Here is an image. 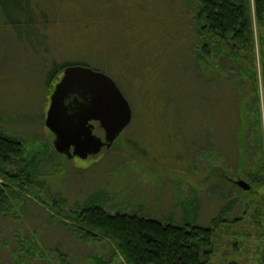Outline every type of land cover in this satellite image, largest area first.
<instances>
[{
	"label": "rangeland",
	"instance_id": "374dc122",
	"mask_svg": "<svg viewBox=\"0 0 264 264\" xmlns=\"http://www.w3.org/2000/svg\"><path fill=\"white\" fill-rule=\"evenodd\" d=\"M15 3L0 0V128L26 140L28 149H42L47 142L48 151L42 153L36 184L16 214L0 212V264H93V254L113 256L111 264H121L109 242L76 238L63 222L74 224L68 213L97 191L106 194L110 213H137L174 224H181L180 202L195 200L196 222L213 229L206 264H259L264 216L255 217L254 206L264 197V185L246 191L229 180L242 178L251 185L238 165L245 159H264V59L258 39L259 34L264 38V22L256 23L253 10L251 64L222 56L214 59L217 71H206L207 83H198L193 56L195 49L200 51V34L186 0H18L26 9L22 16ZM79 6L90 9L85 13L93 19L97 11L103 12L102 35L123 31L132 52L142 58L146 76L145 83L133 78L128 84L118 76L132 119L110 148L89 159L66 158L53 148L54 136L44 125L47 68L40 53H34L41 44L33 48L27 43L32 31L51 46L52 61L72 58L69 53L79 44L78 28L84 21L78 17ZM212 60L207 55L205 62ZM177 90L194 94L197 104L190 115L175 116L180 109L170 98ZM206 96L213 101L209 114L203 105ZM253 103L259 113V139L249 131L240 146L237 117L246 105L252 122ZM94 133L103 136L99 126ZM238 196L231 210L217 217L226 201ZM215 216L219 220H212ZM28 235L37 250L17 256V236Z\"/></svg>",
	"mask_w": 264,
	"mask_h": 264
},
{
	"label": "trees",
	"instance_id": "16d2710c",
	"mask_svg": "<svg viewBox=\"0 0 264 264\" xmlns=\"http://www.w3.org/2000/svg\"><path fill=\"white\" fill-rule=\"evenodd\" d=\"M186 1L192 7L190 8L197 24V33L200 34L198 43L200 51L195 49L193 56V62L196 64V67L193 68L197 73L196 82L207 83L206 71H217L214 59L222 56L231 57L235 61L245 60L251 64L254 58L252 10L256 23L263 24L264 0ZM15 2L20 15L25 14V7L19 5L18 0ZM78 8V17L84 21L78 28L79 44L72 53H69L72 58H66L60 63L52 61L51 46L47 40L42 42L40 37L34 35L32 31H30L32 35L30 43L26 39L23 41V44L27 42L33 48L35 45L41 44L40 48L36 46L37 48L33 51L40 53L42 67L47 68L45 78L48 88L49 86L53 87L59 80L63 67L73 63L88 65L106 72L120 88H122V80L128 84L130 79L135 78L137 81L145 83L146 76L141 69L142 58L138 53L132 52L127 44V39L122 36L123 31H121L122 34H118L117 30L111 35H102L105 29V25L100 22L105 20L103 12L97 11L96 17L93 19L86 14L90 12V9L86 11L81 6ZM96 18L97 20L99 18L98 22H96ZM16 38L20 42L21 38L19 39L18 36ZM258 39L260 58L263 60L264 38L262 39L259 34ZM239 51L244 53L241 54ZM207 55L213 58L209 63L205 62ZM249 68L252 67L249 66ZM247 70L248 67L245 69V75H247ZM261 76L262 83H264V65H262ZM182 93L177 90L173 96L174 99L170 98L180 109V115L175 113L176 117L185 116L187 113L190 115L192 107H196L194 105L197 104L192 92ZM207 99L208 103L203 105L204 107L207 105L205 111L206 114H209L213 101ZM201 102L202 100L198 101V103ZM199 105L203 106L198 104V107ZM207 109L209 110L207 111ZM248 109L245 105L237 117L238 144L240 146L243 145L245 134L249 131H253L255 137L259 139L258 130L255 129L259 122L257 104L253 103V112H255L252 122L247 119ZM172 114L174 115V113ZM27 145L23 138L7 134L0 128V212H11L15 215L18 207L26 200L30 186L36 184L39 166L43 162L41 155L44 152L47 153L48 143H43L44 147L36 150L28 149ZM244 165H248V168L243 171ZM238 170L251 183L250 190L264 185V159L262 156L253 160L245 159L239 163ZM238 199L239 196L228 199L217 213V217L221 218L229 212L232 202ZM194 201L190 199L180 202L181 224H174L152 217H144L137 213L120 211L110 213L105 208L106 194L97 191L77 203L76 211L68 213V216L74 219V224L63 222L76 238L92 242L103 240L109 242L114 249L113 255L121 257V264H206L209 254L212 252L213 229L211 226H202L196 222L198 204H196L197 201ZM257 201L260 205L256 203L257 205L254 206L255 217L261 214L264 216V197ZM54 202L56 201L54 200ZM191 215L193 218L190 217ZM217 217H213L212 220H219ZM189 218L190 220H188ZM28 244L30 246H27ZM16 245L13 252L14 254L16 252L17 256L22 251L31 253L37 250L35 249L37 243L29 235L24 238L17 236ZM112 258L113 256L110 259H105L96 254L89 256V260L93 264H111ZM257 259L259 264H264V249L259 252ZM14 264H20V261L14 260Z\"/></svg>",
	"mask_w": 264,
	"mask_h": 264
},
{
	"label": "water",
	"instance_id": "95a60500",
	"mask_svg": "<svg viewBox=\"0 0 264 264\" xmlns=\"http://www.w3.org/2000/svg\"><path fill=\"white\" fill-rule=\"evenodd\" d=\"M131 119L129 101L110 75L73 63L63 67L49 94L44 125L54 135L55 151L85 159L110 148ZM94 121L103 136L94 133ZM235 183L243 190L251 188L242 178Z\"/></svg>",
	"mask_w": 264,
	"mask_h": 264
},
{
	"label": "flooded vegetation",
	"instance_id": "af4514ba",
	"mask_svg": "<svg viewBox=\"0 0 264 264\" xmlns=\"http://www.w3.org/2000/svg\"><path fill=\"white\" fill-rule=\"evenodd\" d=\"M52 86H49V88L47 89V91L49 92V94H50V92L52 91ZM48 102H49V100H48ZM49 104V103H48ZM93 124H94V128H93V131H95L96 130V127L97 126H99L98 125V122L97 121H94L93 122ZM100 127V126H99ZM101 128V127H100ZM53 134V133H52ZM54 136V135H53ZM57 152V151H56ZM58 153V152H57ZM58 154H60V155H63L64 157H66V158H74V157H78V156H72V157H68V156H66L65 154H61V153H58ZM92 157H95V156H92V155H89V156H87L85 159H89V158H92ZM79 158V157H78ZM81 159V158H80ZM230 182H232V183H234V184H236L235 183V180H236V178L235 177H231L230 179Z\"/></svg>",
	"mask_w": 264,
	"mask_h": 264
}]
</instances>
